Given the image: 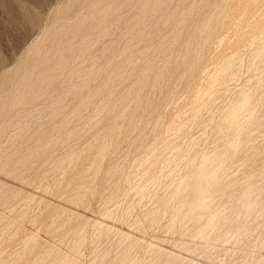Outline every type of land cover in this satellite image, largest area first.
<instances>
[{
    "label": "rangeland",
    "instance_id": "1",
    "mask_svg": "<svg viewBox=\"0 0 264 264\" xmlns=\"http://www.w3.org/2000/svg\"><path fill=\"white\" fill-rule=\"evenodd\" d=\"M95 1L98 3V8L106 7L109 2L112 11L106 14L105 28L107 32L101 33L96 30V33L92 35L90 39L91 42L88 43V50L83 52L79 51L76 46L77 43H80V41L85 38V35H87L88 32H91L88 28L93 22L92 19H90L91 0H58V2L57 0H0V94L5 96L11 93L19 96L21 93H25L30 98V101H28L26 105H16V107L9 114L3 116L4 119H1L2 121H0V129L2 131L0 137V184H2V186L0 185V198L3 201L0 203V252L2 253H0V255H2L0 256V264H5V262L6 264H15L16 262V264H60L66 256L69 257L70 260H74L76 264H108V262L109 264H182L183 262V264H264V0H205L207 3H204V5L201 4V0H186L185 2L183 0H173L172 3L163 7L170 12L173 7H177L178 5L182 6H179V10L172 14V17L167 15V11L163 13L160 12L158 19H151L149 15L144 16L142 12L138 15V18L136 19V25L138 27H145L143 26L145 23L149 25L155 22L158 23V28L149 42L140 40L136 41L132 39L131 36V38L126 36L129 33L128 28L130 19L134 13L138 11V8H140V5H138L134 12L133 10L130 11L131 7L137 0ZM193 2H195L193 7L197 22L195 30L193 29L194 32H191L194 34V37L191 36L189 41L187 55H184V52L179 49L181 43L186 39V37L183 38L185 34H182L181 37L177 38L178 40L173 44V49L177 54L182 52L178 55L181 59L183 56L182 61L180 59V64H182V66L179 64L180 67L178 68V71H176V74L173 73L170 78L160 81L156 84V87L152 86L151 81L150 84L148 82L147 85H140L141 87L137 85L136 87L137 82L132 79L135 76V79H137L138 72L141 68H144V63L139 59L137 61L134 49L139 50L144 49L146 46L155 45L156 40L157 43H159L166 34H168L169 37L164 41L170 43V39L174 38V33L177 31L174 27H176V21L181 17L179 13H181V10L184 7ZM217 2L218 5L216 4ZM185 3L187 5H185ZM197 4H199V6ZM219 7H222L221 9H223V11L220 9L223 12L220 18L221 23L219 27L211 33V26L207 25L206 21H208L209 18L215 17L217 13L220 12ZM214 8H216L215 11ZM115 9H118L117 12H114ZM198 11L201 14H199ZM125 13L129 15L127 16ZM121 16L127 17H125L126 19L120 20L119 18ZM160 16H162V19ZM77 25H79V27ZM43 28H45L44 30L47 29L49 33H57L60 37L58 40L59 44H57V47L55 48L49 50L46 49L52 40V38L47 37L39 46L40 55L32 58V55L37 53L36 51L38 48L34 47L31 54L30 48L32 43L35 42L37 36L44 31L42 30ZM124 37L125 39H123ZM119 40L120 42L122 41V43H120ZM220 40L222 42H220ZM110 41H113L115 44ZM135 42L136 44H134ZM118 43L120 44L116 47ZM175 45L176 47L174 48ZM214 45L216 46L214 47ZM105 46L110 47L109 52H107V59L112 62H110L111 65L103 71L101 70L103 60H98L97 57L100 55L99 53H101V49ZM130 51L131 53H129ZM57 55H60L61 58L58 59ZM197 55L200 56V65H198L195 74H190V60ZM47 58H49L50 61L49 65L45 66L43 63ZM160 58L157 60L158 64L161 62ZM95 60H98L95 65L98 72L95 71L96 73L90 77L89 87L78 96L67 95L69 91L68 89H70L67 86L70 85V83L79 82L80 80V78L76 76H74L75 78H71V76H69L70 73L72 74L83 69L85 65L86 67H90L91 62ZM128 63L130 65H128ZM133 67L134 69L131 70ZM121 69L123 71L126 69L125 72L130 73L128 75L125 74L127 77L120 80L124 83L122 87L129 86L131 88L132 83L134 84L136 82L134 84L135 86L133 85L134 88L132 86L131 94L128 96L129 98H127L128 101L126 100L122 103L123 105L125 104L124 106L122 105L123 108L121 107V104H117L116 100L119 97L117 91V93H114L112 96L113 102H111V104L103 111L101 110L103 109L102 102L105 100L108 93H99L97 88L103 81L108 79V77L113 76ZM5 70L6 72L7 70L9 72L3 75ZM26 70L34 72V75L32 77L23 76L25 75ZM196 75L198 76L196 77ZM129 78H131L130 81H128ZM28 79L32 86L42 85V87H46L34 89L30 86L28 89L25 87L26 85H22V87L25 88L24 90L21 87V84H25V81L20 83L19 80ZM166 80L168 83H166ZM16 85L19 86L15 87ZM112 85L114 86L115 84ZM112 85L110 84L108 88L111 87V90L113 91L115 90V86L113 87ZM158 86L160 87L159 90ZM149 89L153 90L150 91ZM137 91L140 92L138 93ZM142 91L143 93H141ZM153 91H155V96L153 95ZM85 93L89 94L90 97H93L91 98L93 100L92 103L94 104L95 100L96 105L91 103L92 105L90 104L89 108L86 109V112H82L83 114H78L74 111V115H71L70 113L73 112L78 101L86 95ZM99 94H101V96ZM65 95L67 96L65 97ZM93 95H97L95 96L96 98H94ZM145 95H150L149 101L146 105V101H141ZM61 96L64 97L62 98ZM137 96L139 99L141 97V99L138 100L137 98L136 100ZM67 97L69 98L67 99ZM60 98L64 103L62 101L63 104L56 109L57 111H54V109L58 107L57 102L55 101L60 100ZM131 99H134L133 102ZM151 99L152 101H150ZM129 100L132 104L129 103ZM3 101V99H0V104L3 103ZM137 101L139 104H136ZM126 103H128V105ZM140 103H142L140 109L135 115H133L136 127L130 128L128 125L131 119L130 116L135 112L134 109L136 110V106L138 107ZM176 103H178V105ZM242 103H245L243 107L241 106ZM16 104H18V102H16ZM50 104L55 106L53 107V105L51 106ZM36 106H41L38 112H34ZM50 106L52 107V110ZM96 106L98 109L102 107L99 109V112L103 111L100 115L97 113L98 109L96 110ZM129 106L132 108H129ZM47 108L50 111H48ZM120 110L121 114L119 113ZM39 111L41 115L39 114ZM123 111L126 113L124 112V114H122ZM113 112L115 113V116L113 115ZM143 112L145 113L143 114ZM208 112L210 113L208 114ZM95 113L102 117V119L96 116ZM116 113H119L118 116ZM80 114L82 115L79 116ZM232 114L236 115V121L234 124L230 121V116ZM75 115L77 116L75 117ZM123 115L124 117H122ZM93 116L94 118H97L93 120ZM23 117L25 119H28V117L30 118L25 120ZM116 118H120V120H116L118 124L114 121L116 123L114 132L112 131V134H110L111 128L108 125L110 123L109 120L113 121ZM30 119L32 120V123L30 122ZM69 119L72 122H70ZM161 120L164 121L165 124ZM19 121L21 122V124H19L21 127L16 123H19ZM68 122H70L69 126H67ZM154 122L159 123H157V127ZM37 123H40V125ZM187 123L188 125L185 127L184 124ZM61 124L64 126H59ZM126 124L129 129L126 127ZM34 125L36 126L34 127ZM202 125L205 126L206 129ZM26 126L29 128H26ZM121 126L123 129H121ZM21 128H24L23 132ZM20 130L22 133L19 132ZM27 130L30 131L28 132ZM44 130L47 140L42 141L41 145L47 143L50 144V146L45 149L46 155L43 156V159L42 157L40 159H37L36 157L30 158L28 165L25 167L26 169L22 170L23 172H19V175L9 174L2 169L4 162H15L21 158L19 155H14V152L16 153L20 150L29 151L31 148H34L36 140L35 138H32L24 148L19 149L20 144L25 143L27 137H35L37 134H42ZM115 130H117V132H115ZM70 131L74 132V134H71ZM99 132L100 134H97ZM19 133H21V136H19ZM121 134L123 137L119 136ZM13 135H16L15 138ZM202 135L206 136L204 137ZM103 138L106 139L104 140ZM184 140L185 143L183 142ZM15 141L17 143H15ZM8 143L10 148L8 147ZM14 143L15 145H13ZM103 143L107 146L105 150L106 152L103 154L100 153L101 155L99 154L98 156L99 150L103 148ZM68 148H72L73 150L71 149L70 151ZM138 149L139 151H137ZM153 149L156 150L152 154L151 152H153ZM84 150L85 152H83ZM69 152L75 156L70 160H68V158L65 159V157L72 156ZM79 152H81V154H79ZM2 153L4 155H2ZM50 153H55L53 154L54 157L53 155L49 156L48 154ZM55 156H62L63 158L61 157L59 160L57 157V161ZM101 156L106 157L103 162L101 161L103 159ZM73 159L76 160L74 161ZM47 160H49L48 163ZM72 160L73 162L69 165V162ZM61 161H63L64 164ZM76 161L78 162L76 163ZM92 161L94 164L90 168ZM57 162L58 164L62 163V165H64H61L62 167H60L61 169L59 168L60 170L57 169L60 165L55 164ZM90 162L91 164L89 165ZM49 165H51V167H49ZM64 167H68V169L65 170ZM87 167L90 168H88L89 170L87 169L89 172L85 171V168ZM202 168H207L208 176L200 178L195 177V174ZM58 170L59 172H57ZM95 171L96 173H93ZM177 173L179 174V177ZM63 174L65 175L63 176L65 179L61 177ZM260 175H262V177ZM47 180L49 182L52 180L49 185ZM36 182L38 184H36ZM7 184L9 185V188L6 187L8 186ZM91 184L93 186H91ZM50 186L54 189H51ZM62 186L63 188L61 189ZM79 187L82 188V190ZM168 187L171 188L169 189ZM185 187L188 188L184 189ZM85 188H89L90 190L87 192L85 191ZM141 188H144V190ZM65 193L67 195H64ZM77 193L79 194L77 195ZM149 193L150 197H148ZM197 193H199V195ZM70 196L71 198L68 199ZM143 196L145 197L144 199ZM163 196H166V199L163 198ZM199 196L206 200L209 199L207 200L208 207H191V204L195 199L197 200ZM4 197L10 198L7 201ZM140 198L142 201H140L141 203H139ZM40 199L43 200L41 201ZM79 200L80 203L78 202ZM163 202L165 203L164 205ZM116 205L117 207H115ZM88 207L89 209H87ZM145 210L148 211L146 212ZM66 211H68V213ZM236 211L238 212L239 219ZM214 214H216V217L210 225L207 226L211 216ZM151 217L153 220H151ZM171 217L173 220L170 219ZM167 222L169 223L168 225ZM11 224L13 225L11 226ZM62 224L65 225L64 228H62ZM171 224L174 225L172 226ZM165 225H167L166 227L169 229L166 228ZM169 225L173 228H170ZM204 229L206 230L204 231ZM3 230L6 232V234L4 233L5 235L1 234ZM79 231H82V233H78ZM14 233L15 235H13ZM10 236L12 238H10ZM27 237L31 238L27 239ZM121 237H123V239ZM179 237L181 238L179 239ZM236 239L238 240L236 241ZM22 240L25 242H22ZM134 243L136 245H134ZM149 243L155 245H149ZM198 246H201L200 249ZM3 250L5 253H3ZM50 251L52 252V255L50 254L51 257H49ZM24 252L25 254H23ZM46 252L47 256H43ZM169 252H175L181 255V258H174V256H171L173 257L171 258ZM126 253H128V256ZM232 253L233 256H231ZM241 253L242 255H240ZM18 254L21 256L19 255V257ZM250 254H253L252 258ZM10 256L13 257L9 258ZM14 257L16 261H14ZM46 258L48 259L46 260ZM176 258L180 260H176ZM183 258L188 259L183 260ZM11 261H13V263ZM43 261L45 263H43Z\"/></svg>",
    "mask_w": 264,
    "mask_h": 264
},
{
    "label": "bare ground",
    "instance_id": "2",
    "mask_svg": "<svg viewBox=\"0 0 264 264\" xmlns=\"http://www.w3.org/2000/svg\"><path fill=\"white\" fill-rule=\"evenodd\" d=\"M129 1V0H128ZM172 1L173 0H137L135 3H134V5L131 7V9H130V11H132L133 10V12H134V10H135V8H136V6H138V5H140V8H138V11L137 12H139V13H134V15L131 17V19H130V23H129V28H128V30H129V33H128V35H126L127 37H132V39H134V40H140V41H145V42H149L150 40H151V38H152V36H153V34L155 33V31L157 30V22H155V23H152V24H146L145 23V25H143V26H145V27H143V28H141V27H138L137 25H136V19L138 18V15L142 12V14L144 15V16H146V15H149V17H151V19L152 18H159L158 17V15L160 14V12L161 13H163V12H166L167 11V9H165V8H163L165 5H169L170 3H172ZM175 1V0H174ZM182 1V0H181ZM180 1V2H181ZM184 2L186 1V0H183ZM196 1H199V0H196ZM223 1V0H222ZM57 2H58V0H57ZM192 2V1H191ZM201 2V4H203L204 5V3H207L205 0H201L200 1ZM188 3V2H187ZM196 3H198V2H196ZM209 3V2H208ZM177 4V3H176ZM194 4H195V2H193V3H190L189 5H187L186 3H185V5H187L186 7H184L182 10H181V13H179L180 14V18L176 21V27H174L175 29H177V31H176V33H174V38H172V39H170L171 40V42L169 43L168 41V43H166L164 40H166L168 37H169V35L168 34H166V35H164L163 36V39H162V41H160L159 43H157V40H156V44L155 45H150V46H146L144 49H134L135 51L134 52H136V58H137V61H138V59L139 60H141L143 63H144V68H141L140 69V71L138 72V75H137V79H135V77L132 79L133 81L135 80L136 82V87H137V85L138 86H140V85H147V83L149 82V84H150V81H151V83H152V86L153 87H156V84L157 83H159L160 81H164L166 78L168 79V78H170L172 75H173V73H175L176 74V71H178V68L180 67V65L182 66V64H180L181 62H180V59H181V57L180 56H178V55H180V53H182V52H179V54H177L176 53V51L173 49V44H174V42L176 41V40H178L177 38H179V37H181L182 36V34H185V36L183 37V38H185L186 37V39H184V42L183 43H181V46L179 47V49H180V51H183L184 52V55H187V53H188V44H189V41H190V39H191V36H193L194 37V34H192L194 31H193V29L195 30V25H196V22H197V20H196V14H195V10H194ZM200 4V5H201ZM217 5H218V2L216 3ZM59 5V4H58ZM57 5V6H58ZM97 5H98V3L95 1V0H91V4H90V11H91V16H90V19H92V23L88 26V28L91 30V32H88L87 33V35H85V38H83L81 41H80V43H77V48H78V50L79 51H83V52H85V51H87L88 50V43H90L91 42V37H92V35H94L95 33H96V30L97 31H100L101 33H105V32H107V30H106V28H105V24H106V14L107 13H109V12H111L112 11V7L110 6V3L108 2V5H106V7H101V8H98L97 7ZM198 6H199V4H197ZM202 5V6H203ZM223 5V4H222ZM80 6V5H79ZM177 6V5H176ZM179 6L180 5H178L177 7H173V9H171L170 10V12H168V16L169 17H172V14H174V13H176L178 10H179ZM215 6V5H214ZM180 7H182V6H180ZM204 7V6H203ZM209 7V6H208ZM212 7V6H211ZM54 8V7H53ZM222 8V7H221ZM220 7H219V10L221 9ZM203 9V8H202ZM215 9L216 8H214V11H215ZM55 10V9H54ZM117 10L118 9H115L114 10V12H117ZM197 10V9H196ZM199 10H200V8H199ZM222 11H223V9H221ZM220 10V12H218L217 13V15L215 16V17H212V18H209L208 19V21H206V23H207V25H209V26H211L210 27V30H211V33H213L218 27H219V25H220V18H221V16H222V14H223V12ZM52 11V10H51ZM204 11V10H203ZM55 12H57V11H55ZM100 12V13H99ZM51 13V12H50ZM129 13V12H128ZM131 13V12H130ZM198 13H199V11H198ZM212 13V12H211ZM76 14V13H75ZM126 15H127V13H125ZM125 14H123V15H125ZM178 14V15H179ZM199 14H201V13H199ZM210 14V13H209ZM215 14V13H214ZM129 15V14H128ZM127 15V16H128ZM132 15V14H131ZM176 15V14H175ZM206 15V14H205ZM127 16H124V17H120L119 19L120 20H123V19H126L125 17H127ZM199 16V15H198ZM203 16V15H202ZM213 16V15H212ZM161 17V19H162V16H160ZM203 17H205V16H203ZM198 18V17H197ZM207 18V17H206ZM240 18V17H239ZM54 19V18H53ZM167 19V18H166ZM203 19V18H202ZM228 19V18H227ZM231 19V18H230ZM55 20V19H54ZM114 20H115V18H114ZM169 20V19H168ZM171 20V19H170ZM174 20V19H173ZM176 20V19H175ZM154 21V20H153ZM159 21V20H158ZM166 21V20H165ZM117 22H119V21H117ZM86 24V23H85ZM115 24H116V22H115ZM223 25V24H222ZM78 27H79V25H77ZM45 27V26H44ZM164 27V26H163ZM173 27V26H172ZM46 28V27H45ZM45 28H43L42 30H44ZM116 28V27H115ZM124 28H125V25H124ZM160 29V28H159ZM118 30V29H117ZM116 30V31H117ZM171 31V30H170ZM193 31V32H192ZM206 31H207V28H206ZM160 32V31H159ZM192 32V33H191ZM208 32H209V30H208ZM164 33V32H163ZM170 34V33H169ZM171 34H172V32H171ZM224 34V33H223ZM196 35H197V33H196ZM226 35V34H225ZM119 36V35H118ZM125 36V37H126ZM188 36V37H187ZM199 36V35H198ZM201 36V35H200ZM204 36V35H203ZM213 36V35H212ZM47 37H50V38H52V40H51V42H50V45L48 46V48H46V49H51V48H55V47H57V44H59L58 43V40L60 39V37H59V35L57 34V33H49V31L46 29V30H44L39 36H37V38H36V40H35V42L34 43H32V46H31V48H30V54H31V52H33V48L34 47H36V48H38V50L36 51L37 53L36 54H33L32 55V58L34 57H38L39 55H40V50H39V46L45 41V39L47 38ZM125 37L123 38V39H125ZM130 37V38H131ZM171 37V36H170ZM120 38V37H119ZM122 38V37H121ZM155 38V37H154ZM209 38V37H208ZM115 39V38H114ZM182 39V38H181ZM211 39V38H210ZM257 39V38H256ZM111 40V39H110ZM193 40V39H192ZM191 40V41H192ZM200 40H201V37H200ZM208 40V39H207ZM224 40V39H223ZM34 41V40H33ZM108 41H109V39H108ZM107 41V42H108ZM159 41V40H158ZM106 42V41H105ZM104 42V43H105ZM111 43H114L113 41H110ZM119 42H120V40H119ZM126 42H128V41H126ZM213 42V41H212ZM220 42H222L221 40H220ZM220 42H219V45H220ZM103 43V44H104ZM120 43H122V41L120 42ZM120 43H118L117 45H116V47H118V45L120 44ZM132 43V42H131ZM176 43V42H175ZM196 43H197V41H196ZM206 43V42H205ZM102 44V45H103ZM115 44V43H114ZM134 44H136V42L134 43ZM207 44V43H206ZM249 44V43H248ZM105 45H106V43H105ZM253 45V44H252ZM216 45H214V47H215ZM76 47H75V49H76ZM129 47V46H128ZM176 47V45L174 46V48ZM192 47V46H191ZM196 47V46H195ZM206 47V46H205ZM220 47V46H219ZM122 48V47H121ZM133 48H135V47H133ZM178 48V47H177ZM120 49V48H119ZM205 49V48H204ZM219 49V48H218ZM109 50H110V47H103L102 49H101V53H99V52H97V53H99L100 55H98V57H97V59L98 60H103V66L101 67L102 69L101 70H105L106 68H108L110 65H111V63L110 62H112L111 60H109V59H107V52H109ZM130 50V49H129ZM177 50V49H176ZM207 50V49H206ZM128 51V50H127ZM178 52V51H177ZM204 52V51H203ZM203 52H202V54H203ZM126 53V52H125ZM129 53H131V51L129 52ZM208 54V53H207ZM254 54H256V53H254ZM93 55V54H92ZM95 55V54H94ZM121 55V54H120ZM258 55V54H257ZM58 56V59H60L61 58V56L60 55H57ZM236 56V55H235ZM253 56V55H252ZM95 57H96V55H95ZM161 57V58H160ZM186 57V56H185ZM199 57L200 56H196V57H192L191 58V60H190V74H195V72L197 71V67H198V65H200L199 64ZM232 57V56H231ZM255 57V56H254ZM125 58V57H124ZM135 58V59H136ZM158 58H160L161 59V62L158 64V62H157V60H158ZM206 58V57H205ZM257 58V57H256ZM92 59H94V58H92ZM96 59V58H95ZM134 59V60H135ZM182 59H183V56H182ZM182 59H181V61H182ZM228 59V58H227ZM84 60V59H83ZM98 60H95V61H90L91 62V65H90V67H86V65H85V67L83 68V69H81V70H78V71H76L75 73H70V75L69 76H71V78L72 77H74V76H76V77H78V78H80V80H79V82H73V83H70V85H68L67 87H69L70 89H66L67 91H68V93H67V95L69 94V96L71 95H75V96H78V95H80V93L81 92H84V90L85 89H87L88 87H89V79H90V77L93 75V74H95L96 72H98L97 71V69L95 68V65H96V62L98 61ZM131 60V59H130ZM233 60V59H232ZM239 60V59H238ZM255 60V59H254ZM26 61V60H25ZM49 61H50V59L49 58H47L46 59V61H44V63H43V65H45V66H47V65H49ZM188 61V60H187ZM228 61V60H227ZM230 62V61H229ZM228 62V63H229ZM29 63V62H28ZM130 63V62H129ZM128 63V65H130ZM141 63V62H140ZM241 63V62H240ZM54 64V63H53ZM87 64H89V63H87ZM180 64V65H179ZM263 64V63H262ZM102 65V64H101ZM134 65V64H133ZM135 65H136V63H135ZM135 65H134V67H135ZM62 66V65H61ZM185 66V65H184ZM213 66V65H212ZM232 66V65H231ZM230 66V67H231ZM54 67V66H53ZM131 67H132V63H131ZM134 67L133 68H131V70L132 69H134ZM143 67V66H142ZM241 67H242V65H241ZM59 68H60V66H59ZM121 68H122V66H121ZM125 68V67H124ZM126 68H127V66H126ZM203 68V67H202ZM210 68H212V67H210ZM235 68V67H234ZM128 69V68H127ZM206 69V68H205ZM231 70V69H230ZM9 71H10V69H9ZM8 70H7V72H9ZM96 71V72H95ZM125 71H126V69H125ZM125 71H123L122 69L120 70V71H118V72H116L113 76H110V77H108V79H106L105 81H103L102 82V84L97 88V90H98V92L99 93H105V94H107L108 93V95H107V97L105 98V100H103V102H102V107H103V109H101V108H99V109H101V110H103L104 111V109H106L110 104H111V102H113V95H114V93H117V91H118V93L117 94H119L117 97V104L119 103V104H121V107H122V103H124L126 100H127V98H129L128 96L131 94L130 92H131V90H132V86L135 84H133L132 83V85H131V88L129 87V86H127V87H122V85H124V83H122L120 80H122L124 77H127L126 75H128V74H130V73H128V72H125ZM135 71V70H134ZM206 71H207V69H206ZM6 70H5V72H3V75H5L6 73ZM26 73H25V75H23V76H25V77H32L33 75H34V72H29V70H26L25 71ZM106 72V71H105ZM104 72V73H105ZM130 72V71H129ZM188 73H189V71H188ZM201 73V72H200ZM205 73V72H204ZM108 74V73H107ZM126 74V75H125ZM134 74V73H133ZM98 75V74H97ZM136 75V74H135ZM262 75V74H261ZM191 76V75H190ZM193 76V75H192ZM198 75H196V77H197ZM260 76V75H259ZM131 77H132V75H131ZM174 77V76H173ZM210 77H211V75H210ZM257 77V76H256ZM262 77V76H261ZM50 78V77H49ZM75 78V77H74ZM77 78V79H78ZM184 78V77H183ZM125 79V78H124ZM130 79L131 78H129V80L128 81H130ZM257 79V78H256ZM127 80V79H126ZM131 80V81H132ZM188 80V79H187ZM197 80V79H196ZM199 80V79H198ZM250 80V79H249ZM22 81H25L24 83L25 84H21V87H22V85H26L25 87L26 88H28V87H30V86H32V84L29 82L30 80L28 79V80H19V82L21 83ZM75 81V80H74ZM77 81V80H76ZM127 81V82H128ZM182 81V80H181ZM235 81V80H234ZM251 81V80H250ZM18 82V83H19ZM239 82V81H238ZM129 83V82H128ZM131 83V82H130ZM164 83V82H163ZM166 83H168L167 82V80H166ZM112 85V84H115L114 86H115V90H111V87L110 88H108V86L109 85ZM179 84V83H178ZM181 84V83H180ZM188 84V83H187ZM238 84V83H237ZM244 84V83H243ZM250 84V83H249ZM258 84V83H257ZM92 85V84H91ZM126 85V84H125ZM129 85V84H128ZM167 85V84H166ZM197 85V84H196ZM19 85H16L15 87H18ZM113 86V85H112ZM113 86V87H114ZM135 86V85H134ZM134 86H133V88H134ZM177 86V85H176ZM248 86V85H247ZM8 87V86H7ZM34 89H41V88H45L44 86L42 87V85H33L32 86ZM92 87V86H91ZM141 87V86H140ZM179 87V86H178ZM241 87V86H240ZM256 87V86H255ZM23 88V87H22ZM144 88V87H143ZM159 86H158V90H159ZM166 88V87H165ZM239 88V87H238ZM24 90H25V88H23ZM29 89V88H28ZM114 89V88H113ZM147 89V88H146ZM145 89V90H146ZM157 89V88H156ZM187 89V88H186ZM229 89V88H228ZM63 90V89H62ZM65 90V89H64ZM135 90V89H134ZM143 90V89H142ZM150 90V89H149ZM151 90H153V89H151ZM150 90V91H151ZM166 90V89H165ZM178 90V89H177ZM185 90V89H184ZM249 90V89H248ZM66 91V92H67ZM147 91V90H146ZM30 92V91H29ZM91 92V91H90ZM97 92V93H98ZM132 92H134V91H132ZM138 92V91H137ZM140 92V91H139ZM138 92V93H139ZM154 92V96L156 95L155 94V91H153ZM185 92V91H184ZM190 92V91H189ZM51 93V92H50ZM138 93H137V95H138ZM141 93H143V91L141 92ZM157 93V92H156ZM239 93V92H238ZM64 94V93H63ZM66 94V93H65ZM86 94V93H85ZM116 94V95H117ZM146 94V93H145ZM161 94V93H160ZM160 94H158V95H160ZM190 94V93H189ZM67 95H65V97L67 96ZM100 96H101V94H99ZM151 95H152V93H151ZM162 95V94H161ZM34 96V95H33ZM84 96V95H83ZM94 96V98H96L95 96H97V95H93ZM103 96H105V95H103ZM132 96V95H131ZM136 96V95H135ZM150 96V95H149ZM149 96H144L143 98H142V100L141 101H146V103H145V105L147 104V102L149 101ZM189 96V95H188ZM246 96V95H245ZM62 97V96H61ZM64 97V96H63ZM62 97V98H63ZM179 97V96H178ZM184 97V96H183ZM69 97H67V99H68ZM91 98H93V97H90L89 96V94H86L82 99H80L79 101H78V103L76 104V106H75V108H74V110H73V112L72 113H70L71 115L73 114L74 115V111H75V113H82V112H86V109H88L89 108V105L92 103V99ZM137 98H138V100H140L141 99V97H140V99H139V97L137 96L136 97V100H137ZM167 98V97H166ZM259 98H261V97H259ZM258 98V99H259ZM0 99H3L4 101H3V103H1L0 104V121H2L1 119H4V117L3 116H6L7 114H9L15 107H16V105H26L27 103H28V101H30L29 99V97L25 94V93H21L19 96H16V95H14V94H7V95H5V96H3V95H1L0 94ZM66 99V100H67ZM72 99V98H71ZM115 99H116V97H115ZM135 99V98H134ZM133 99V100H134ZM65 100V99H64ZM132 100V99H131ZM133 100H132V102H133ZM261 100V99H260ZM62 101L63 100H61V98H60V100H57V101H55V102H57V106L58 107H56L55 109H54V111L56 110V109H58L59 107H60V105H62L63 103H64V101H63V103H62ZM128 101V100H127ZM130 101V100H129ZM150 101H152V99L150 100ZM209 101V100H208ZM16 102H18V104H16ZM101 102V101H100ZM132 102L130 101L129 103H131L132 104ZM135 102V101H134ZM139 104V102L137 101L136 102V104ZM93 104V103H92ZM91 104V105H92ZM94 104H95V100H94ZM93 104V105H94ZM98 104V103H97ZM113 104H115V103H113ZM127 105H128V103H126ZM131 104H129V105H131ZM141 104L142 103H140V105L137 107L136 106V110L134 109V113L130 116V123L128 124L129 126H130V128H135L136 127V122H134V119H133V115H135L137 112H138V110L140 109V107H141ZM177 105H178V103H176ZM186 104V103H185ZM244 104L245 103H242V107L244 106ZM256 104V103H255ZM51 105V104H50ZM53 105V104H52ZM51 105V106H52ZM96 105V104H95ZM99 105H100V103H99ZM125 105V104H124ZM123 105V106H124ZM144 105V104H143ZM50 106V107H51ZM55 105H53V107H54ZM101 106V105H100ZM99 106V107H100ZM116 106V105H115ZM149 106V105H148ZM151 106V105H150ZM223 106V105H222ZM41 107V106H40ZM40 107H38V106H36L35 107V109H34V112H38V110L40 109ZM47 107V106H46ZM113 107V106H112ZM126 107H128V106H126ZM144 107V106H143ZM167 107V106H166ZM174 107H175V105H174ZM202 107V106H201ZM28 108V107H27ZM49 108V107H48ZM48 108H47V110H48ZM115 108V107H114ZM123 108V107H122ZM129 108H132V107H130L129 106ZM184 108V107H183ZM46 109V108H45ZM92 109V108H91ZM98 109V107L96 106V110ZM99 109H98V112L97 113H99V115H100V113H102V112H99ZM111 109V108H110ZM145 109V108H144ZM146 109H148V108H146ZM150 109V108H149ZM212 109V108H211ZM42 110H44V109H42ZM47 110H45V111H47ZM51 110H52V107H51ZM114 110V109H113ZM132 110V109H131ZM168 110V109H167ZM44 111V112H45ZM48 111H50V110H48ZM57 111V110H56ZM90 111V110H89ZM106 111V110H105ZM110 111H112V110H110ZM117 111V110H116ZM146 111V110H145ZM174 111V110H173ZM183 111V110H182ZM225 111V110H224ZM43 112V113H44ZM94 112H95V110H94ZM107 112V111H106ZM109 112V111H108ZM121 112V110L119 111V113ZM124 112L125 111H123V113L122 114H124ZM126 112H127V109H126ZM125 112V113H126ZM149 112V111H148ZM151 112V111H150ZM168 112V111H167ZM175 112V111H174ZM31 113V112H30ZM55 113V112H54ZM62 113V112H61ZM89 113V112H88ZM109 113H111V112H109ZM114 113V112H113ZM118 113V114H119ZM140 113V112H139ZM145 112H143V114H144ZM197 113V112H196ZM210 112H208V114H209ZM264 113V112H263ZM29 114V113H28ZM39 114L41 115V113H40V111H39ZM77 114V115H78ZM83 114V113H82ZM82 114H80L79 116H81ZM90 114V113H89ZM108 114V113H107ZM117 114V113H116ZM118 114H117V116H118ZM121 114V113H120ZM38 115V114H37ZM77 115H75V117L77 116ZM95 115H96V113H95ZM102 115V114H101ZM110 115V114H109ZM114 116H115V113L113 114ZM137 115H139V114H137ZM164 115V114H163ZM169 115V114H168ZM195 115V114H194ZM216 115V114H215ZM214 115V116H215ZM26 116H29V115H26ZM32 116V115H31ZM43 116V115H42ZM78 116V117H79ZM96 116H98V115H96ZM120 116V115H119ZM164 116H166V115H164ZM207 116V115H206ZM40 117V116H39ZM53 117V116H52ZM98 117H100V116H98ZM112 117V116H111ZM122 117H124V115L122 116ZM136 117H138V116H136ZM169 117H170V115H169ZM196 117V116H195ZM194 117V118H195ZM24 118V117H23ZM30 117H28V119H29ZM69 118V117H68ZM97 118V117H96ZM96 118H94V116H93V120L94 119H96ZM101 119H102V117H100ZM109 118V117H108ZM118 118V117H117ZM115 119V120H109V126H110V128H111V133L110 134H112V131L114 132V128H115V124L117 123V121L118 120H120V118H121V116H120V118L119 119ZM149 118V117H148ZM162 118V117H161ZM160 118V119H161ZM174 118V117H173ZM20 119V118H19ZM25 119V118H24ZM28 119H25V120H28ZM33 119H35V118H33ZM38 119V118H37ZM71 119V118H70ZM70 119H69V121H70ZM81 119V118H80ZM123 119V118H122ZM126 119H127V117H126ZM160 119H159V121H160ZM170 119V118H169ZM191 119H192V117H191ZM212 119V118H211ZM23 120V119H22ZM31 120V119H30ZM38 120H40V119H38ZM76 120V119H75ZM83 120V119H82ZM81 120V121H82ZM87 120V119H86ZM86 120H85V122H86ZM93 120H91V121H93ZM117 120V121H116ZM137 120V119H136ZM145 120V119H144ZM143 120V121H144ZM164 120V119H163ZM168 120V119H167ZM189 120V119H188ZM188 120H187V122H188ZM195 120V119H194ZM198 120V119H197ZM228 120H229V118H228ZM68 121V120H67ZM90 121V122H91ZM108 121V120H107ZM112 121V122H111ZM114 121H116V123L114 122ZM123 121H124V119H123ZM140 121H141V119H140ZM147 121V120H146ZM158 121V122H159ZM162 121V120H161ZM230 121H231V123H235V121H236V115L235 114H232L231 116H230ZM23 122H24V120H23ZM31 123H32V120L30 121ZM41 122V121H40ZM50 122V121H49ZM70 122H72V121H70ZM70 122H68V124H67V126H69V124H70ZM76 122V121H75ZM156 122V121H155ZM154 122V123H155ZM157 122V123H158ZM162 122H164V121H162ZM193 122V121H192ZM219 122V121H218ZM226 122V121H225ZM17 124H18V126H19V124H21V122L19 121V123L18 122H16ZM27 123V122H26ZM80 123V122H79ZM89 123V122H88ZM157 123H155L156 124V127H157V125L159 124H157ZM194 123V122H193ZM192 123V124H193ZM206 123V122H205ZM220 123V122H219ZM30 124V123H29ZM38 124V123H37ZM36 124V125H37ZM66 124V123H65ZM75 124H77V123H75ZM90 124V123H89ZM118 124V123H117ZM164 124H165V122H164ZM196 124V123H195ZM199 124V123H198ZM201 124V123H200ZM214 124V123H213ZM249 124V123H248ZM264 124V123H263ZM16 125V124H15ZM28 125V124H27ZM36 125H34V127L36 126ZM38 125H40V123L38 124ZM44 125V124H43ZM46 125V124H45ZM63 124H61V125H59V126H62ZM85 125V124H84ZM107 125V126H108ZM185 125V127H186V125H188V123L187 124H184ZM17 126V125H16ZM64 126V125H63ZM62 126V127H63ZM87 126V125H86ZM108 126V127H109ZM119 126V125H118ZM162 126V125H161ZM201 126V125H200ZM203 126V125H202ZM15 127V126H14ZM19 127H21V125L19 126ZM25 127V126H24ZM39 127V126H38ZM37 127V128H38ZM88 127V126H87ZM105 127V126H104ZM103 127V128H104ZM107 127V128H108ZM117 127V126H116ZM126 127H127V124H126ZM154 127V126H153ZM152 127V128H153ZM156 127H155V129H156ZM168 127V126H167ZM204 128H205V126H203ZM263 127V126H262ZM16 128V127H15ZM26 128H29V127H27L26 126ZM30 128H32V127H30ZM40 128V127H39ZM38 128V129H39ZM42 128V127H41ZM106 128V129H107ZM119 128V127H118ZM128 129H129V127H127ZM191 128V127H190ZM259 128V127H258ZM24 128H21V130H22V132L24 131L23 130ZM96 129V128H95ZM121 129H123L122 128V126H121ZM120 129V130H121ZM125 130H127L126 128H124ZM200 129V128H199ZM203 129V128H202ZM206 129V128H205ZM216 129V128H215ZM262 129V128H261ZM17 130V129H16ZM21 130L19 131V132H21ZM71 130V129H70ZM77 130V129H76ZM75 130V131H76ZM90 130V129H89ZM97 130V129H96ZM99 130V129H98ZM105 130V129H104ZM241 130H243V129H241ZM18 131V130H17ZM28 131V130H27ZM30 131V130H29ZM28 131V132H29ZM34 131V130H33ZM78 131V130H77ZM91 131H92V129H91ZM119 131V130H118ZM129 131V130H128ZM131 131V130H130ZM153 131V130H152ZM157 131H158V128H157ZM167 131V130H166ZM180 131V130H179ZM206 131V130H205ZM245 131V130H244ZM1 129H0V137H1ZM21 132V133H22ZM27 132V133H28ZM34 132H36V131H34ZM33 132V133H34ZM71 132V134L73 133L74 134V132H72V131H70ZM94 132H96V131H94ZM115 132H117V130H115ZM124 132H126V131H124ZM134 132V131H133ZM147 132V131H146ZM151 132V131H150ZM154 132H155V130H154ZM153 132V133H154ZM199 132V131H198ZM197 132V133H198ZM227 132V131H226ZM235 132V131H234ZM238 132V131H237ZM243 132V131H242ZM241 132V133H242ZM21 133H19V136H21ZM24 133H26V132H24ZM76 133V132H75ZM93 133V132H92ZM102 133H103V130H102ZM106 133H107V131H106ZM143 133V132H142ZM178 133V132H177ZM16 134V133H15ZM97 134H100V132L99 133H97ZM97 134H96V136H97ZM105 134V133H104ZM109 134V135H110ZM120 134V133H119ZM133 134V133H132ZM146 134V133H145ZM155 134V133H154ZM202 134V133H201ZM213 134V133H212ZM32 135V134H31ZM30 135V136H31ZM109 135H107V136H109ZM115 135H116V133H115ZM130 135H131V133H130ZM150 135V134H149ZM188 135V134H187ZM251 135V134H250ZM14 136V138H15V136L16 135H13ZM13 136H12V138H13ZM19 136H17V137H19ZM23 136H24V134H23ZM29 136V135H28ZM70 136V135H69ZM102 136H105V135H102ZM101 136V137H102ZM119 136H122V134L121 135H119ZM129 136V135H128ZM199 136V135H198ZM202 136H204V135H202ZM201 136V137H202ZM206 136V135H205ZM204 136V137H205ZM215 136V135H214ZM224 136V135H223ZM91 137H92V135H91ZM111 137V136H110ZM114 137V136H113ZM123 137V136H122ZM145 137V136H144ZM150 137V136H149ZM155 137V136H154ZM153 137V138H154ZM192 137V136H191ZM190 137V138H191ZM233 137V136H232ZM11 138V139H12ZM24 138V137H23ZM32 138H35V140H36V142H35V146H34V148H31L29 151H18V152H14V155H19V156H21V158L20 159H18V160H16L15 162H9V161H6V162H4V160H3V165H2V169L3 170H5L7 173H9V174H18L19 172H21L22 170H24V169H26L25 167L28 165V162H29V159L30 158H32V157H36L37 159H40L41 157H42V159H43V156L44 155H46L45 154V149L48 147V146H50V144H43V145H41V142L42 141H44V140H47V136L45 135V130L42 132V134L40 133V134H37L35 137L33 136H31V137H27L26 138V141H25V143H22V144H20V148L19 149H22V148H24L26 145H27V143H28V141L30 140V139H32ZM127 138V137H126ZM137 138V137H136ZM140 138V137H139ZM185 138V137H184ZM198 138V137H197ZM199 138H200V136H199ZM212 138V137H211ZM19 139V138H18ZM104 139V138H103ZM106 139V138H105ZM104 139V140H105ZM128 139V138H127ZM142 139V138H141ZM145 139H147V138H145ZM225 139H226V136H225ZM238 139V138H237ZM254 139V138H253ZM264 139V138H263ZM263 139H261V140H263ZM8 140H9V138H8ZM16 140V139H15ZM21 140H22V138H21ZM20 140V141H21ZM55 140V139H54ZM93 140H94V138H93ZM138 140V139H137ZM149 140V139H148ZM147 140V141H148ZM159 140V139H158ZM161 140H162V138H161ZM204 140H206V139H204ZM10 141H12V140H10ZM10 141H9V143H10ZM57 141V140H56ZM56 141H55V143H56ZM117 141V140H116ZM143 141V140H142ZM146 141V140H145ZM176 141V140H175ZM178 141V140H177ZM191 141H193V140H191ZM207 141V140H206ZM212 141H213V139H212ZM7 142V141H6ZM76 142V141H75ZM94 142H96V141H94ZM112 142H113V140H112ZM118 142V141H117ZM122 142V141H121ZM152 142H154V141H152ZM184 143H185V140L183 141ZM189 142H190V140H189ZM200 142V141H199ZM236 142V141H235ZM245 142H246V140H245ZM9 143H8V147H9ZM15 143H17L16 141H15ZM15 143L13 144V145H15ZM19 143V142H18ZM73 143V142H72ZM89 143V142H88ZM105 143V142H104ZM103 143V144H104ZM132 143V142H131ZM141 143V142H140ZM143 143V142H142ZM145 143V142H144ZM193 143V142H192ZM213 143V142H212ZM211 143V144H212ZM4 144H6V143H4ZM3 144V145H4ZM53 144V143H52ZM100 144V143H99ZM107 144H108V141H107ZM188 144V143H187ZM200 144V143H199ZM210 144V143H209ZM215 144H216V142H215ZM218 144V143H217ZM232 144V143H231ZM248 144V143H247ZM253 144V143H252ZM12 145V146H13ZM70 145V144H69ZM110 145H111V140H110ZM116 145V144H115ZM133 145V144H132ZM143 145H145V144H143ZM155 145V144H154ZM173 145V144H172ZM192 145V144H191ZM254 145V144H253ZM259 145H260V143H259ZM17 146V145H16ZM74 146V145H73ZM85 146V145H84ZM99 146V145H98ZM160 146H161V144H160ZM169 146H171V145H169ZM176 146V145H175ZM209 146V145H208ZM213 146V145H212ZM3 147V146H2ZM55 147V146H54ZM76 147V146H75ZM105 147V148H104ZM106 144H104L103 145V148H101L100 150H99V152H98V150H97V152H98V156H99V154L100 153H104V152H106L105 150H106ZM116 147V146H115ZM132 147V146H131ZM186 147H188V146H186ZM198 147V146H197ZM226 147V146H225ZM238 147V146H237ZM248 147V146H247ZM252 147V146H251ZM264 147V146H263ZM4 148H5V146H4ZM10 148V147H9ZM12 148V147H11ZM14 148V147H13ZM17 148V147H16ZM74 148V147H73ZM112 148V147H111ZM169 148V147H168ZM196 148V147H195ZM6 149L8 150V148L6 147ZM68 149H70V148H68ZM72 149V148H71ZM71 149H70V151H71ZM82 149V148H81ZM85 149V148H84ZM137 149V148H136ZM5 150V149H4ZM50 150V149H49ZM73 150V149H72ZM83 150V149H82ZM81 150V151H82ZM115 150V149H114ZM156 150V149H155ZM154 149H153V152H151L152 154L154 153V151H155ZM163 150V149H162ZM264 150V149H263ZM6 151V150H5ZM13 151H14V149H13ZM68 151V150H67ZM90 151V150H89ZM137 151H139V149L137 150ZM182 151V150H181ZM210 151V150H209ZM223 151V150H222ZM225 151V150H224ZM261 151V150H260ZM12 152V151H11ZM66 152V151H65ZM73 152V151H72ZM83 152H85V150L83 151ZM83 152H82V154H83ZM166 152V151H165ZM168 152V151H167ZM173 152V151H172ZM206 152V151H205ZM248 152V151H247ZM263 152V151H262ZM68 153V152H67ZM69 153H71V152H69ZM74 153V152H73ZM76 153V152H75ZM87 153V152H86ZM116 153V152H115ZM1 154V153H0ZM4 154H5V152H4ZM3 153H2V155H4ZM10 154V153H9ZM51 154V153H50ZM48 154L49 156H52L53 154H55V153H53V154ZM72 154V153H71ZM70 154V155H71ZM79 154H81V152H79ZM79 154H77V155H79ZM209 154V153H208ZM218 154H219V152H218ZM7 155V154H6ZM63 155H65V154H63ZM93 155V154H92ZM101 155V154H100ZM105 155V154H104ZM205 155V154H204ZM214 155V154H213ZM212 155V156H213ZM259 155V154H258ZM69 156V155H68ZM89 156H91V155H89ZM106 156V155H105ZM102 157L103 159L101 160L102 162L104 161V158H106V157ZM113 156V155H112ZM128 156V155H127ZM203 156V155H202ZM5 157H7V156H5ZM5 157H4V159H5ZM53 157H54V155H53ZM56 157V156H55ZM58 157V156H57ZM57 157H56V160H57ZM62 157V156H61ZM61 157H58V159L60 158L61 159ZM72 157H75V156H73V154H72V156H69V157H65V159L66 158H68V160H70V159H72ZM81 157V156H80ZM80 157H79V159H80ZM85 157V156H84ZM93 157V156H92ZM107 157H108V155H107ZM211 157V156H210ZM245 157V156H244ZM45 158V157H44ZM50 158V157H49ZM63 158V157H62ZM96 158V157H95ZM121 158V157H120ZM126 158V157H125ZM150 158V157H149ZM189 158V157H188ZM59 159V160H60ZM88 159H89V157H88ZM155 159V158H154ZM55 160V159H54ZM74 160V159H73ZM73 160L71 161V162H69V165H70V163H72L73 162ZM76 160V159H75ZM74 160V161H75ZM84 160V159H83ZM99 160V159H98ZM122 160V159H121ZM120 160V161H121ZM148 160V159H147ZM185 160V159H184ZM48 161L49 160H47V163H48ZM52 161V160H51ZM58 161V160H57ZM67 161V160H66ZM79 161V160H78ZM78 161H76V163L78 162ZM95 161H96V159H95ZM40 162H42V161H40ZM62 163H63V161H61ZM83 162V161H82ZM102 162H101V164H102ZM124 162V161H123ZM123 162H121V163H123ZM159 162V161H158ZM243 162V161H242ZM1 163V162H0ZM46 163V164H47ZM54 163V162H53ZM62 163H59L58 164V162L57 163H55V164H58V165H60L57 169H59L60 167H62V166H64V165H62ZM67 163V162H66ZM75 163V162H74ZM73 163V164H74ZM100 163V162H99ZM98 163V164H99ZM39 164V163H38ZM43 164H45V163H43ZM43 164H40V165H43ZM51 164V163H50ZM64 164V163H63ZM91 164V162L89 163V165ZM94 163H93V161H92V164H91V166H90V168L92 167V165H93ZM100 164V165H101ZM143 164V163H142ZM152 164H154V163H152ZM192 164V163H191ZM234 164V163H233ZM246 164V163H245ZM33 165H34V163H33ZM40 165H38V166H40ZM62 165V166H61ZM68 165V166H69ZM99 165V166H100ZM115 165H117V164H115ZM123 165V164H122ZM163 165V164H162ZM204 165V164H203ZM244 165V164H243ZM253 165V164H252ZM45 166V165H44ZM48 166V165H47ZM67 166V165H66ZM151 166V165H150ZM216 166V165H215ZM248 166V165H247ZM36 167V166H35ZM49 167H51V165H49ZM54 167V166H53ZM101 167V166H100ZM120 167H122V166H120ZM125 167V166H124ZM32 168V167H31ZM41 168V167H40ZM55 168V169H56ZM83 168V167H82ZM89 167H87V168H85V171H87V172H89L88 170L90 169H88ZM115 168V167H114ZM119 168V167H118ZM210 168V167H209ZM218 168V167H217ZM239 168V167H238ZM237 168V169H238ZM1 169V168H0ZM36 169V168H35ZM34 169V170H35ZM51 169V168H50ZM61 169V168H60ZM59 169V170H60ZM64 169L65 170H67L68 169V167L67 168H65L64 167ZM64 169H62V170H64ZM88 169V170H87ZM95 169V168H94ZM98 169V168H97ZM96 169V170H97ZM101 169V168H100ZM228 169V168H227ZM236 169V170H237ZM249 169V168H248ZM2 170V171H3ZM59 170L57 171V172H59ZM64 170V171H65ZM77 170V169H76ZM112 170V169H111ZM151 170V169H150ZM179 170V169H178ZM264 170V169H263ZM31 171V170H30ZM48 171V170H47ZM63 171V172H64ZM75 171V170H74ZM73 171V172H74ZM99 171H101V170H99ZM121 171V170H120ZM148 171V170H147ZM207 168H202V169H199V171L195 174V177H197V178H200V177H203V176H208V173H207ZM23 172V171H22ZM62 172V171H61ZM97 172H98V170H97ZM116 172V171H115ZM114 172V173H115ZM174 172V171H173ZM178 172V171H177ZM27 173H28V171H27ZM43 173V172H42ZM48 173V172H47ZM64 173H66V172H64ZM71 173V172H70ZM81 173V172H80ZM93 173H96V171L95 172H93ZM100 173V172H99ZM124 173V172H123ZM145 173V172H144ZM176 173V172H175ZM41 174V173H40ZM72 174V173H71ZM106 174V173H105ZM178 174V173H177ZM192 174H194V173H192ZM212 174V173H211ZM19 175V174H18ZM116 175V174H115ZM122 175V174H121ZM120 175V176H121ZM235 175H236V173H235ZM263 175V174H262ZM262 175H260L261 177H262ZM10 176V175H9ZM17 176V175H16ZM42 176V175H41ZM48 176V175H47ZM47 176H45V177H47ZM58 176V175H57ZM59 176H61V175H59ZM63 176H65L64 174L61 176V177H63ZM86 176V175H85ZM110 176H111V174H110ZM118 176V175H117ZM175 176V175H174ZM253 176V175H252ZM251 176V177H252ZM21 177V176H20ZM39 177V176H38ZM70 177V176H69ZM83 177V176H82ZM114 177V176H113ZM145 177V176H144ZM156 177V176H155ZM178 177H179V174H178ZM182 177V176H181ZM180 177V178H181ZM186 177V176H185ZM19 178V177H18ZM17 178V179H18ZM25 178H27V177H25ZM48 178V177H47ZM47 178H45V179H47ZM57 178V177H56ZM64 178V177H63ZM95 178V177H94ZM176 178V177H175ZM229 178V177H228ZM247 178V177H246ZM34 179V178H33ZM62 179V178H61ZM65 179V178H64ZM63 179V180H64ZM109 179V178H108ZM121 179V178H120ZM141 179V178H140ZM196 179V178H195ZM28 180V179H27ZM38 180H40V179H38ZM43 180H44V178H43ZM42 180V181H43ZM55 180V179H54ZM197 180V179H196ZM248 180V179H247ZM30 181V180H29ZM42 181H40V182H42ZM48 181V180H47ZM52 181V180H51ZM50 181V182H51ZM84 181H85V179H84ZM120 181V180H119ZM118 181V182H119ZM180 181H181V179H180ZM25 182V181H24ZM35 182V181H34ZM33 182V183H34ZM38 182V181H37ZM36 182V184H38ZM50 182L48 181V185L50 184ZM62 182V181H61ZM174 182H175V180H174ZM202 182V181H201ZM225 182V181H224ZM248 182V181H247ZM262 182V181H261ZM260 182V183H261ZM32 183V184H33ZM60 183V182H59ZM58 183V184H59ZM74 183V182H73ZM80 183H81V181H80ZM110 183V182H109ZM148 183V182H147ZM153 183V182H152ZM191 183V182H190ZM84 184H85V182H84ZM108 184V183H107ZM118 184V183H117ZM138 184H140V183H138ZM161 184V183H160ZM172 184V183H171ZM195 184V183H194ZM201 184V183H200ZM199 184V185H200ZM225 184V183H224ZM247 184V183H246ZM251 184V183H250ZM263 184H264V182H263ZM1 186H2V184H0ZM4 185H6V184H4ZM8 185V184H7ZM48 185H47V187H48ZM71 185V184H70ZM78 185V184H77ZM87 185V184H86ZM115 185H116V183H115ZM147 185V184H146ZM196 185V184H195ZM262 185V184H261ZM260 185V186H261ZM41 186V185H40ZM40 186H39V188H40ZM55 186V185H54ZM64 186V185H63ZM63 186L61 187V189L63 188ZM75 186V185H74ZM85 186V185H84ZM91 186H93L92 184H91ZM194 186V185H193ZM6 187H8L9 188V185L8 186H6ZM45 187V186H44ZM51 187V186H50ZM49 187V188H50ZM69 187V186H68ZM146 187V186H145ZM191 187V186H190ZM66 188V187H65ZM80 188V187H79ZM89 188H90V184H89ZM86 189L85 191H87L88 192V190H90V189ZM169 188V187H168ZM167 188V189H168ZM171 188V187H170ZM169 188V189H170ZM176 188V187H175ZM186 188H188V187H185L184 189H186ZM250 188V187H249ZM1 189V188H0ZM2 189H4V188H2ZM16 189V188H15ZM42 189V188H41ZM46 189V188H45ZM51 189H54V188H52L51 187ZM81 190H82V188H80ZM96 189V188H95ZM141 189H143L144 190V188H141ZM148 189V188H147ZM183 189V190H184ZM13 190V189H12ZM49 190V189H48ZM66 190H67V188H66ZM72 190V189H71ZM108 190V189H107ZM139 190V189H138ZM143 190H141V191H143ZM249 190V189H248ZM262 190V189H261ZM52 191V190H51ZM74 191V190H73ZM79 191V190H78ZM187 191V190H186ZM259 191V190H258ZM20 192V191H19ZM21 192H22V190H21ZM94 192V191H93ZM132 192V191H131ZM171 192V191H170ZM177 192V191H176ZM264 192V191H263ZM69 193V192H68ZM145 193V192H144ZM167 193V192H166ZM178 193V192H177ZM221 193H222V191H221ZM29 194V193H28ZM62 194V193H61ZM79 193H77V195H78ZM85 194H87V193H85ZM94 194V193H93ZM183 194V193H182ZM198 195H199V193H197ZM220 194V193H219ZM64 195H67L66 193L64 194ZM128 195V194H127ZM139 195V194H138ZM168 195V194H167ZM171 195V194H170ZM197 195V196H198ZM234 195H235V193H234ZM243 195V194H242ZM35 196V195H34ZM88 196V195H87ZM126 196V195H125ZM148 196V195H147ZM169 196V195H168ZM215 196V195H214ZM36 197V196H35ZM34 197V198H35ZM81 197V196H80ZM84 197V196H83ZM83 197H82V200H83ZM86 197V196H85ZM139 197V196H138ZM148 197H150V193H149V196ZM246 197V196H245ZM10 197H7V198H5L4 197V199H6L7 201H8V199H9ZM31 198H32V196H31ZM71 198V196L68 198V199H70ZM145 197L143 196V199H144ZM162 198V197H161ZM163 198H165L166 199V196L164 197L163 196ZM197 198V197H196ZM235 198V197H234ZM73 199V198H72ZM79 199V198H78ZM135 199V198H134ZM195 199V198H194ZM0 200H1V198H0ZM41 200V199H40ZM43 200V199H42ZM41 200V201H42ZM85 200V199H84ZM139 200V199H138ZM152 200V199H151ZM168 200V199H167ZM207 200H209V199H207ZM207 200L206 199H204V198H202V197H198L197 198V200L195 199L194 200V202L191 204V207L192 206H207L208 204H207ZM247 200V199H246ZM10 201V200H9ZM72 201V200H71ZM119 201V200H118ZM141 201V198H140V200H139V203H141L140 202ZM1 202H3L2 200L0 201V203ZM79 203H80V200L78 201ZM138 202V201H137ZM165 202H167V201H165ZM182 202V201H181ZM185 202V201H184ZM232 202V201H231ZM238 202V201H237ZM11 203V202H10ZM9 203V204H10ZM82 203V202H81ZM107 203H108V201H107ZM116 203H117V201H116ZM168 203H169V200H168ZM183 203V202H182ZM230 203V202H229ZM2 204H4V203H2ZM89 204H90V201H89ZM156 204V203H155ZM165 203L163 202V205H164ZM170 204V203H169ZM190 204V203H189ZM212 204V203H211ZM231 204V203H230ZM255 204V203H254ZM11 205V204H10ZM103 205H104V203H103ZM120 205H121V203H120ZM141 205V204H140ZM186 205V204H185ZM243 205V204H242ZM242 205H241V208H242ZM13 206V205H12ZM17 206V205H16ZM15 206V207H16ZM156 206V205H155ZM184 206V205H183ZM182 206V207H183ZM212 206V205H211ZM237 206V205H236ZM255 206V205H254ZM14 207V208H15ZM90 207V206H89ZM89 207L87 208V209H89ZM115 207H117V205L115 206ZM114 207V208H115ZM179 207V206H178ZM189 207V206H188ZM208 207V206H207ZM65 208V207H64ZM63 208V209H64ZM132 208V207H131ZM160 208V207H159ZM240 208V209H241ZM249 208V207H248ZM13 209V208H12ZM62 209V210H63ZM113 209V208H112ZM111 209V210H112ZM129 209H130V207H129ZM133 209V208H132ZM181 209V208H180ZM180 209H178V210H180ZM185 209V208H184ZM199 209V208H198ZM202 209V208H201ZM261 209V208H260ZM71 210V209H70ZM110 210V211H111ZM120 210V209H119ZM161 210V209H160ZM182 210V209H181ZM188 210V209H187ZM196 210V209H195ZM230 210V209H229ZM248 210V209H247ZM13 211H14V209H13ZM109 211V212H110ZM146 211V210H145ZM148 211V210H147ZM146 211V212H147ZM192 211H194V210H192ZM216 211V210H215ZM239 211V210H238ZM251 211V210H250ZM67 213H68V211H66ZM108 212V213H109ZM153 213V212H152ZM157 213V212H156ZM178 213V212H177ZM190 213V212H189ZM214 213V212H213ZM220 213V212H219ZM234 213H235V211H234ZM236 213H237V217H238V212L236 211ZM241 213V212H240ZM247 213V212H246ZM72 214V213H71ZM73 214H74V211H73ZM118 214V213H117ZM176 214V213H175ZM182 214V213H181ZM184 214H185V212H184ZM194 214H195V212H194ZM78 215V214H77ZM107 215V214H106ZM105 215V216H106ZM109 215V214H108ZM153 215V214H152ZM186 215V214H185ZM190 215V214H189ZM210 215V214H209ZM236 215V214H235ZM240 215V214H239ZM1 216V215H0ZM149 216V215H148ZM175 216V215H174ZM194 216V215H193ZM245 216V215H244ZM82 217V216H81ZM117 217V216H116ZM129 217V216H128ZM135 217V216H134ZM139 217V216H138ZM154 217V216H153ZM172 217H173V215H172ZM170 218L171 220H173V218ZM195 217V216H194ZM202 217V216H201ZM216 217V214H214V215H212L211 216V219L209 220V222H208V224H207V226H209L210 225V223L214 220V218ZM228 217V216H227ZM231 217V216H230ZM236 217V216H235ZM260 217V216H259ZM3 218V217H2ZM77 218L79 219V217L77 216ZM123 218V217H122ZM130 218V217H129ZM181 218V217H180ZM185 218V217H184ZM183 218V219H184ZM197 218V217H196ZM225 218V217H224ZM147 219V218H146ZM145 219V220H146ZM238 219H239V217H238ZM2 220V219H1ZM128 220V219H127ZM134 220V219H133ZM151 220H153V218L151 217ZM176 220H177V218H176ZM248 220V219H247ZM5 221V220H4ZM3 221V222H4ZM35 221V220H34ZM181 221V220H180ZM256 221V220H255ZM14 222V221H13ZM98 222H100V221H98ZM132 222V221H131ZM169 222V221H168ZM167 222V225L169 224ZM183 222V221H182ZM218 222V221H217ZM0 223H1V221H0ZM16 223V222H15ZM145 223V222H144ZM227 223V222H226ZM236 223V222H235ZM247 223V222H246ZM14 224V223H13ZM13 224H11V226L13 225ZM65 224V223H64ZM66 224H67V222H66ZM65 224V225H66ZM96 224V223H95ZM103 224H105V223H103ZM139 224H140V222H139ZM154 224V223H153ZM250 224V223H249ZM63 225V224H62ZM65 225H63V227L62 228H64L65 227ZM100 225H102V224H100ZM136 225V224H135ZM167 225H165V227L167 226ZM172 226L174 225V224H171ZM203 225V224H202ZM262 225V224H261ZM9 226V225H8ZM7 226V228L9 229V227ZM84 226V225H83ZM94 226H96V225H94ZM172 226H170L169 225V227L171 228ZM244 226V225H243ZM5 227V226H4ZM99 227V226H98ZM101 227V226H100ZM222 227V226H221ZM223 227H224V225H223ZM237 227H238V225H237ZM246 227V226H245ZM166 228H168V227H166ZM173 228V227H172ZM256 228V227H255ZM1 229V228H0ZM7 229V230H8ZM75 229V228H74ZM78 229V228H77ZM76 229V230H77ZM108 229V228H107ZM169 229V228H168ZM222 229V228H221ZM228 229V228H227ZM232 229V228H231ZM236 229V228H235ZM259 229V228H258ZM17 230H18V228H17ZM67 230H69V229H67ZM71 230V229H70ZM110 230V229H109ZM206 229H204V231H205ZM245 230V229H244ZM11 231V230H10ZM113 231V230H112ZM162 231V230H161ZM220 231V230H219ZM249 231V230H248ZM257 231V230H256ZM15 232H17V231H15ZM119 232V231H118ZM169 232V231H168ZM255 232V231H254ZM6 234V232L3 230L2 231V233L1 234ZM76 233H77V231H76ZM78 233H82V231L80 232H78ZM124 233V232H123ZM186 233V232H185ZM185 233H184V235H185ZM4 234V235H5ZM8 234V233H7ZM64 234V233H63ZM69 234V233H68ZM183 234V233H182ZM3 235V236H4ZM13 235H15V233L13 234ZM13 235H11V236H13ZM116 235V234H115ZM235 235V234H234ZM234 235H232V236H234ZM10 236V238H12ZM66 236H67V234H66ZM122 236V235H121ZM132 236V235H131ZM223 236H224V234H223ZM229 236V235H228ZM263 236V235H262ZM32 237V236H31ZM31 237H27V239L28 238H31ZM83 237V236H82ZM128 237V236H127ZM199 237V236H198ZM210 237V236H209ZM35 238V237H34ZM122 239H123V237H121ZM181 237H179V239H180ZM184 238V237H183ZM196 238V237H195ZM233 238V237H232ZM260 238V237H259ZM262 238V237H261ZM6 239V238H5ZM33 239V238H32ZM66 239H67V237H66ZM65 239V240H66ZM25 240V239H24ZM31 240V239H30ZM29 240V241H30ZM63 240V239H62ZM124 240H125V237H124ZM162 240V239H161ZM182 240V239H181ZM226 240V239H225ZM230 240H232V239H230ZM238 239H236V241H237ZM260 240V239H259ZM17 241V240H16ZM28 241V242H29ZM33 241V240H32ZM139 241V240H138ZM152 241H154V240H152ZM171 241V240H170ZM256 241V240H255ZM254 241V242H255ZM9 242V241H8ZM15 242V241H14ZM22 242H25V241H23L22 240ZM34 242V241H33ZM63 242V241H62ZM86 242V241H85ZM101 242V241H100ZM136 242V241H135ZM140 242V241H139ZM143 242H144V240H143ZM142 242V243H143ZM151 242V241H150ZM157 242V241H156ZM162 242V241H161ZM68 243H69V241H68ZM99 243V242H98ZM147 243V242H146ZM27 244H29V243H27ZM27 244H25V245H27ZM62 244V243H61ZM64 244V243H63ZM89 244V243H88ZM163 244V243H162ZM176 244V243H175ZM179 244H180V242H179ZM183 244V243H182ZM181 244V245H182ZM226 244V243H225ZM41 245V244H40ZM134 245H136L135 243H134ZM142 245V244H141ZM147 245H148V243H147ZM146 245V246H147ZM149 245H155V244H151V243H149ZM158 245V244H157ZM42 246H44V245H42ZM186 246H187V244H186ZM24 247V246H23ZM132 247V246H131ZM135 247V246H134ZM148 247V246H147ZM160 247V246H159ZM181 247V246H180ZM197 247V246H196ZM199 247V246H198ZM201 247V246H200ZM200 247H199V249H200ZM245 247V246H244ZM22 248V247H21ZM29 248V247H28ZM42 248V247H41ZM93 248H95V247H93ZM130 248V247H129ZM128 248V249H129ZM153 248V247H152ZM183 248V247H182ZM248 248V247H247ZM256 248V247H255ZM8 249V248H7ZM24 249V248H23ZM26 249V248H25ZM45 249V248H44ZM108 249V248H107ZM161 249V248H160ZM203 249H204V247H203ZM210 249V248H209ZM252 249V248H251ZM47 250H49V249H47ZM127 250V249H126ZM125 250V251H126ZM130 250V249H129ZM132 250V249H131ZM147 250V249H146ZM194 250V249H193ZM4 251V250H3ZM25 251V250H24ZM52 251V250H51ZM50 251V253H49V255L51 254L52 255V252ZM92 251H94V250H92ZM125 251H124V253H125ZM128 251V250H127ZM157 251V250H156ZM161 251V250H160ZM187 251V250H186ZM18 252H20V251H18ZM60 252V251H59ZM194 252V251H193ZM213 252V251H212ZM239 252V251H238ZM1 253V252H0ZM3 253H5V251L3 252ZM159 253V252H158ZM157 253V254H158ZM170 253V257L171 256H174V258L175 257H179V258H181L180 256L181 255H179V254H177V253H175V252H169ZM197 253V252H196ZM252 253V252H251ZM2 254V253H1ZM10 254V253H9ZM23 254H25V252L23 253ZM37 254H39V253H37ZM58 254V253H57ZM80 254V253H79ZM82 254V253H81ZM104 254V253H103ZM128 253H126V255H127ZM153 254H154V252H153ZM230 254V253H229ZM238 254V253H237ZM15 255V254H14ZM13 255V256H14ZM20 254H18V256H19ZM47 256V252H46V254L44 253L43 254V256ZM51 255L49 256V257H51ZM59 255V254H58ZM102 255V254H101ZM108 255V254H107ZM165 255V254H164ZM185 255V254H184ZM240 255H242V253L240 254ZM251 255V254H250ZM253 255V254H252ZM252 255H251V258H252ZM0 256H2V255H0ZM13 256H10L9 258H11V257H13ZM18 256H16V257H18ZM21 256V255H20ZM19 256V257H20ZM22 256H24V255H22ZM40 256H41V254H40ZM109 256V255H108ZM122 256V255H121ZM124 256V255H123ZM128 256V255H127ZM227 256H228V254H227ZM231 256H233V253H232V255ZM237 256V255H236ZM246 256V255H245ZM260 256V255H259ZM259 256H257V257H259ZM48 257V258H49ZM126 257V256H125ZM189 257V256H188ZM230 257V256H229ZM22 258V257H21ZM20 258V259H21ZM37 258V257H36ZM43 258V257H42ZM48 258H46V260L48 259ZM74 258V257H73ZM120 258V257H119ZM130 258V257H129ZM171 258H173V257H171ZM225 258V257H224ZM238 258V257H237ZM250 258V259H251ZM19 259V260H20ZM56 259V258H55ZM98 259V258H97ZM102 259V258H101ZM178 258H176V260H177ZM185 259H188V258H183V260H185ZM190 259V258H189ZM244 259V258H243ZM4 260V259H3ZM8 260V259H7ZM41 260H43V259H41ZM45 260V261H46ZM96 260V259H95ZM103 260H104V258H103ZM110 260V259H109ZM126 260V259H125ZM128 260V259H127ZM178 260H180V259H178ZM224 260V259H223ZM247 260V259H246ZM248 260H249V258H248ZM14 261H16L15 260V257H14ZM18 261V260H17ZM112 261H113V259H112ZM119 261V260H118ZM122 261H123V259H122ZM182 261V260H181ZM233 261H235V260H233ZM240 261V260H239ZM251 261V260H250ZM12 263H13V261H11ZM42 262V261H41ZM94 262H96V261H94ZM195 262V261H194ZM241 262V261H240ZM245 262V261H244ZM263 262V261H262ZM2 263V262H1ZM15 263V262H14ZM17 263V262H16ZM15 263V264H16ZM43 263H45L44 261H43ZM56 263V262H55ZM101 263V262H100ZM115 263H117V262H115ZM163 263V262H162ZM178 263H179V261H178ZM184 263V262H183ZM182 263V264H183ZM192 263V262H191ZM199 263V262H198ZM237 263V262H236ZM249 263V262H248ZM252 263V262H251ZM3 264V263H2ZM5 264H6V262H5ZM8 264H11V263H8ZM31 264V263H30ZM60 264H76V262H74V260L72 261V260H70L69 259V257H64L63 258V260L61 261V263ZM91 264V263H90ZM108 264H109V262H108ZM110 264H112V263H110ZM172 264H174V263H172ZM186 264V263H185ZM195 264H197V263H195ZM235 264V263H234Z\"/></svg>",
    "mask_w": 264,
    "mask_h": 264
}]
</instances>
